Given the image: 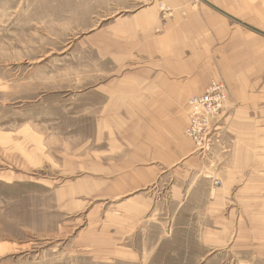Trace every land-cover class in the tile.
Segmentation results:
<instances>
[{"label":"rangeland","instance_id":"obj_1","mask_svg":"<svg viewBox=\"0 0 264 264\" xmlns=\"http://www.w3.org/2000/svg\"><path fill=\"white\" fill-rule=\"evenodd\" d=\"M139 1L0 0V264H264V0H198L251 43L203 155L118 52Z\"/></svg>","mask_w":264,"mask_h":264},{"label":"crops","instance_id":"obj_2","mask_svg":"<svg viewBox=\"0 0 264 264\" xmlns=\"http://www.w3.org/2000/svg\"><path fill=\"white\" fill-rule=\"evenodd\" d=\"M165 1L173 13L161 31H157V24L159 22L161 25V20L155 6L139 8L131 2L125 3L123 11L131 14L119 21L124 26L128 24L132 27L130 35L133 40L129 45L125 41L121 42L118 46L122 45L123 50L118 52L126 53L135 49L145 53L146 50L148 55H143L145 60L141 56V59L137 58V66L141 70L133 73L132 78L134 81L138 78V83L147 84L149 98L167 101V110L173 111L187 98L201 95L212 80L230 83L237 72V61L241 67L245 66L244 59L248 56L246 51L249 52L251 43L247 41V35H237L235 30H226L228 23L222 15L212 8L204 7L198 0ZM258 42L256 40L255 45ZM126 57L127 55L122 58L119 56L117 59L122 61L115 59L117 62H113V65L126 66ZM244 77L240 76L242 85L247 83ZM242 94L243 91L240 97ZM234 102L235 105L231 104L232 115L236 111L237 102ZM234 138V154L230 156L229 162L234 171L240 169L236 173L240 174L246 160L236 167L240 162L237 157L245 158L246 149L239 142L245 140L236 135L233 140Z\"/></svg>","mask_w":264,"mask_h":264},{"label":"built area","instance_id":"obj_3","mask_svg":"<svg viewBox=\"0 0 264 264\" xmlns=\"http://www.w3.org/2000/svg\"><path fill=\"white\" fill-rule=\"evenodd\" d=\"M139 2L145 4L149 0ZM226 96L227 91L221 83H212L201 97L188 101V109L189 105L192 108V112L187 113L190 118V136L202 155L212 150L213 143H218L213 141L211 133L218 127L215 119L223 109Z\"/></svg>","mask_w":264,"mask_h":264},{"label":"bare ground","instance_id":"obj_4","mask_svg":"<svg viewBox=\"0 0 264 264\" xmlns=\"http://www.w3.org/2000/svg\"><path fill=\"white\" fill-rule=\"evenodd\" d=\"M152 1V0H151ZM154 1V0H153ZM152 1V2H153ZM147 4H150V3H147ZM147 4H146V6H147ZM161 8V10L163 9L162 7H160ZM163 22H164V20H163ZM212 83H221L224 87H225V89H226V86H225V84L224 83H222L221 81H210V83L208 84V86L209 85H211ZM207 86V87H208ZM206 87V88H207ZM206 88H205V90H206ZM204 90V91H205ZM226 91H227V89H226ZM204 94V92L201 94V95H197V96H193V97H190L189 99H187V101H186V103H185V111H186V114L188 113V111H190V112H192V108H191V106L189 105V109H188V101L191 99V98H195V99H197L198 97H201L202 95ZM227 100H228V95L226 96V99H225V103H224V106H223V109H222V111L219 113V115L216 117V119H215V123L216 122H219V120H220V118L222 117V115L224 114V112H225V110H226V108H227ZM186 119H187V124H186V127H185V135L189 138V140L193 143V140H192V138H191V136H190V131H189V124H190V118H188V116L186 117ZM194 144V143H193Z\"/></svg>","mask_w":264,"mask_h":264}]
</instances>
